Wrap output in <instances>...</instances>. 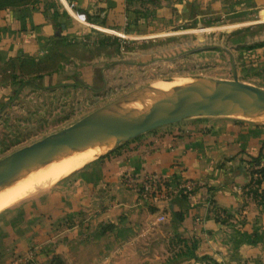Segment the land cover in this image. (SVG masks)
<instances>
[{"label": "crops", "instance_id": "obj_1", "mask_svg": "<svg viewBox=\"0 0 264 264\" xmlns=\"http://www.w3.org/2000/svg\"><path fill=\"white\" fill-rule=\"evenodd\" d=\"M54 2L59 25L50 0L0 10V62L39 56L82 25L147 34L199 16L264 11V0ZM260 154L264 124L221 115L127 139L82 166L71 187L17 205L0 227V264H264V203L249 191L250 160ZM146 172L192 189L143 201L121 177Z\"/></svg>", "mask_w": 264, "mask_h": 264}, {"label": "rangeland", "instance_id": "obj_2", "mask_svg": "<svg viewBox=\"0 0 264 264\" xmlns=\"http://www.w3.org/2000/svg\"><path fill=\"white\" fill-rule=\"evenodd\" d=\"M50 1L45 6L55 3L59 18L63 14L58 3ZM77 29L73 37L60 34L39 56L0 62V160L81 119L103 114L125 95L132 94L135 100L142 95L153 97L148 99L167 96L161 87L168 82L217 81L220 92L235 80L264 87V11L199 16L147 34L135 28L123 31L82 25ZM220 115L256 122L231 112L212 116ZM127 139L123 137L113 150ZM77 146L39 157L0 179L2 191L6 188L5 192L17 195L0 207V227L17 205L46 197L62 185H73L82 167L56 175L61 162L54 157ZM43 163L48 172L38 169ZM20 176L25 182L8 189L11 179Z\"/></svg>", "mask_w": 264, "mask_h": 264}, {"label": "water", "instance_id": "obj_3", "mask_svg": "<svg viewBox=\"0 0 264 264\" xmlns=\"http://www.w3.org/2000/svg\"><path fill=\"white\" fill-rule=\"evenodd\" d=\"M190 93H200L201 101L188 100ZM132 94L117 100L131 101ZM147 104V105H146ZM140 109V114L129 118L99 119L96 114L59 130L43 139L16 150L0 160V179L19 172L24 165L39 157L49 156L66 146L85 144L110 135L121 134L133 138L162 125L180 122L190 117L230 113L238 106L264 107V87L235 80L220 95H208L193 87L152 100Z\"/></svg>", "mask_w": 264, "mask_h": 264}, {"label": "bare ground", "instance_id": "obj_4", "mask_svg": "<svg viewBox=\"0 0 264 264\" xmlns=\"http://www.w3.org/2000/svg\"><path fill=\"white\" fill-rule=\"evenodd\" d=\"M203 81H207V80H203ZM203 81L199 82V81L193 80V79H185V80H181L178 82L172 81V82H168L167 84H165L164 88L163 87H161V88H162L164 93L166 92L165 93L166 95L178 93L180 90H182L183 88H186V87H193V88H195L201 92L205 91L204 92L205 94H208L211 96L220 95L221 92L219 91V89H217V87H218L217 81L216 82L211 81V82H206V83ZM219 86H220V84H219ZM224 89H226V88H224ZM222 92H224V91H222ZM139 94H137V95H139ZM165 94H163V95H165ZM137 95H135V96H137ZM162 97H165V96H159L156 99H160ZM134 98L135 97H133V98L131 97V101L123 100L117 105L109 106L106 109H104L105 111L103 110L104 111L103 114H96V117L99 119L133 117V116H136L140 112V109L145 107L146 103H148L152 100H155V98L154 99H148V98H153L151 96L149 97V96H143V95L140 97V99L135 100ZM187 98H188V100H191V101H201L203 99V97L200 93L199 94L198 93H190L187 95ZM125 103H130V104L126 105ZM131 104H133V105L131 106ZM239 107L240 106L236 107L234 110L231 111V113H233L234 115L243 114V117L255 120L256 122L257 121L264 122V108H260V107H247V108H245L244 107L245 109L239 110L238 109ZM113 110L116 111L117 114H115V113L110 114V112ZM123 114H126V115H123ZM122 138H123V135L116 134V135H110V136H106V137H103L100 139H96V140L91 141L89 143L78 144L79 146L72 145L71 147H74V146H77V147L71 148V149L67 150L66 152L60 153L54 157V159L56 161L61 162L58 164V167H56L57 170L54 173H56V175H57V173L58 174L60 173V175H61V173L62 174L65 172L69 173V172H72L74 170L79 169L80 167H82L83 165H85L86 163H88L89 161L94 159L95 157L97 158L98 156L103 155V154L107 153L108 151H110L111 149L115 148ZM64 148H66V147H64ZM64 148H62V150ZM50 162H51V160H50ZM44 163H45V161H44ZM44 163L41 164L40 167L37 166L38 169L43 168V165L45 167V164L47 163V161L45 164ZM33 166H36V165H33ZM33 168L34 167H32V169ZM43 169H45V168H43ZM48 170L45 169L44 172H48ZM36 176H38V175H36ZM20 177L17 179L12 178L8 185L12 186L18 182H25L24 178L23 177L20 178ZM7 179H9V178H7ZM11 186L7 187V188L10 189ZM2 187H5V186H1V188ZM6 190L7 189L5 188V191ZM0 191H2V189H0ZM5 191L0 192V207L5 206L6 204L10 203L11 200H13L17 196V195L10 193L11 191L10 192L9 191L5 192ZM20 195H22V193ZM20 195H18V197Z\"/></svg>", "mask_w": 264, "mask_h": 264}, {"label": "built area", "instance_id": "obj_5", "mask_svg": "<svg viewBox=\"0 0 264 264\" xmlns=\"http://www.w3.org/2000/svg\"><path fill=\"white\" fill-rule=\"evenodd\" d=\"M121 181L134 189L139 199L150 202L161 197H174L182 191H190L192 184L188 181L173 182L162 174L146 172L141 175L124 174Z\"/></svg>", "mask_w": 264, "mask_h": 264}, {"label": "trees", "instance_id": "obj_6", "mask_svg": "<svg viewBox=\"0 0 264 264\" xmlns=\"http://www.w3.org/2000/svg\"><path fill=\"white\" fill-rule=\"evenodd\" d=\"M36 0H0V10L7 8V7H14V6H20L24 5L30 2H33ZM55 6V3L52 5ZM56 9V7H55ZM54 18L56 19V24L58 23V16L59 13L57 10H55L53 13ZM93 17L89 15L90 19H98L99 16ZM24 58H19L18 61H23ZM117 149H112L108 153L101 156V158H104L105 156L110 155L111 153H114ZM250 166L252 168L251 174H252V180L250 183V189L249 191L253 193L255 197L259 199L261 203H264V154H260L257 157H254L250 160Z\"/></svg>", "mask_w": 264, "mask_h": 264}]
</instances>
